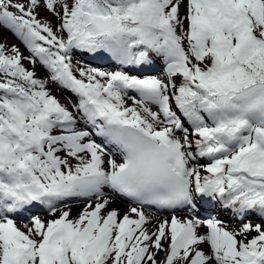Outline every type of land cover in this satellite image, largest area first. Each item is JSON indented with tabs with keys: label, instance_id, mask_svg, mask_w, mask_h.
<instances>
[{
	"label": "snow or ice",
	"instance_id": "1",
	"mask_svg": "<svg viewBox=\"0 0 264 264\" xmlns=\"http://www.w3.org/2000/svg\"><path fill=\"white\" fill-rule=\"evenodd\" d=\"M0 29L29 53L0 42V264H264V0H0Z\"/></svg>",
	"mask_w": 264,
	"mask_h": 264
},
{
	"label": "rangeland",
	"instance_id": "2",
	"mask_svg": "<svg viewBox=\"0 0 264 264\" xmlns=\"http://www.w3.org/2000/svg\"><path fill=\"white\" fill-rule=\"evenodd\" d=\"M46 15H47V14L44 13V12L41 10V16H40V18L43 19V18H45ZM0 42L6 43L8 46L16 45L17 47L20 48L21 52H22L25 56L29 55V53H28L27 50L25 49L24 45H23V44H22V43H21V42L15 37V36L10 35V34H9L6 30H4V29H0ZM85 57H87V56L85 55ZM88 57H89V55H88ZM73 59H74V61H82L83 63H87L86 60H82V58H80L79 56H76V54H74ZM25 66H29L27 61H25ZM99 68H101L102 70H108V69H106L104 66H103V67H99ZM35 70H36V72H37V74H38L39 76H43V75H45L44 70H43L38 64H37ZM50 87L52 88L53 94L56 95L57 98L60 99V101H61L62 103H66V104H70V103H71L70 98L66 97V95H64L63 93H59V92H58L59 89H57L55 86L52 87L51 85H50ZM76 204H78V203L72 204V206H73V205H76ZM44 217L46 218V216H44Z\"/></svg>",
	"mask_w": 264,
	"mask_h": 264
},
{
	"label": "bare ground",
	"instance_id": "3",
	"mask_svg": "<svg viewBox=\"0 0 264 264\" xmlns=\"http://www.w3.org/2000/svg\"><path fill=\"white\" fill-rule=\"evenodd\" d=\"M71 101L73 100V99H75V97L71 94ZM117 205L121 208V210L122 211H125L126 209H127V205L125 204V203H123V202H121V201H117ZM73 207V214H75V212L80 208V207H82V205H79V203L78 204H76V205H73L72 206Z\"/></svg>",
	"mask_w": 264,
	"mask_h": 264
}]
</instances>
